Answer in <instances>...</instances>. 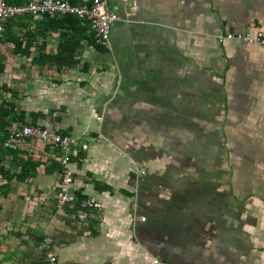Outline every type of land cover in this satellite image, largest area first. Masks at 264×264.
<instances>
[{
    "label": "crops",
    "instance_id": "obj_1",
    "mask_svg": "<svg viewBox=\"0 0 264 264\" xmlns=\"http://www.w3.org/2000/svg\"><path fill=\"white\" fill-rule=\"evenodd\" d=\"M104 1L119 18L108 49L85 25L41 18L16 31L18 68L0 56L11 124L68 135L72 189L101 209L71 226L54 203L60 152L28 140L16 158L39 165L7 183L3 217L40 233L58 264H264V49L217 40L264 36V0ZM69 45L77 63L58 65Z\"/></svg>",
    "mask_w": 264,
    "mask_h": 264
},
{
    "label": "built area",
    "instance_id": "obj_2",
    "mask_svg": "<svg viewBox=\"0 0 264 264\" xmlns=\"http://www.w3.org/2000/svg\"><path fill=\"white\" fill-rule=\"evenodd\" d=\"M74 16L88 22L94 43L102 48L110 47V29L118 16L111 11L104 0H81L80 4H71L68 0H27L24 4L10 3L0 0V37L10 20L31 17L38 20L44 17ZM219 42L233 40L248 45H257L264 49V36H252L249 33L218 34ZM9 135L3 141V147L11 151L23 148L28 140L52 145L60 152L59 178L54 192V203L57 211H66V218L71 226H84L93 212L101 209V205L88 197H80L74 193L73 172L70 168L74 153L72 139L38 125L14 122L8 128ZM143 174L144 171L141 170ZM143 221L144 218H141ZM44 251L46 264H58L56 256L47 243H43L40 252Z\"/></svg>",
    "mask_w": 264,
    "mask_h": 264
},
{
    "label": "trees",
    "instance_id": "obj_3",
    "mask_svg": "<svg viewBox=\"0 0 264 264\" xmlns=\"http://www.w3.org/2000/svg\"><path fill=\"white\" fill-rule=\"evenodd\" d=\"M10 3H15V4H24L27 0H7ZM69 3L71 4H80L81 0H68ZM43 20H48V21H53V23L55 24L54 26H52V28H57V27H61L63 25H66V22H72L75 23L76 25H85L88 27L89 29V25L88 22L82 19H79L77 17L74 16H70V15H66V16H60V17H44L42 18ZM32 19L31 17H24V18H18V19H13L10 20L5 28V31L3 32L2 39H5V43H9L8 45L11 46L12 50L11 52L13 53V55H17V54H28L27 53V47H23V42L22 39L17 36L16 31L18 30H22L24 29V31L26 30V28L29 26V23H31ZM91 37V42L93 43V45L95 47L101 48L100 46L96 45L94 43L92 34H90ZM0 37V40H2ZM28 46V45H27ZM70 46V50L67 51L69 52V57L67 58V60H65L64 58H62V60L57 59L56 63H58V65H66V66H71L76 64L77 62L74 61L71 57L73 54V45H69ZM77 46H75L74 44V49H76ZM65 50H67V46L62 43L60 45V49L58 51V54L63 56V54H65ZM72 59V60H71ZM3 70V65L0 63V72ZM9 107V108H8ZM12 110H13V106H11V104H0V180L1 178L6 180V184L4 186H0V196L1 193L7 188V183L12 180L15 179L17 181H23L25 180L28 176L34 174V170L36 169V167L39 165L38 161L33 160L30 157L25 158V160L22 159H17L16 158V151H11L9 149H5L3 147V141L8 137L9 132H8V128L11 125V119L10 120V116H12ZM19 119L22 121V117H19ZM19 121V122H21ZM17 122V121H16ZM25 124V123H24ZM65 135V134H62ZM10 153L12 155L13 158L17 159V164L19 165L20 169L18 173H14V174H10L9 170L5 169L3 166V161L6 157V155ZM60 171V170H59ZM4 189V190H3ZM77 195L78 198L80 197H84V196H80L79 194L75 193ZM1 208V205H0ZM36 233L34 232V230H28L27 235L29 237L35 238L36 236H34ZM19 237V234H16ZM43 236L39 234L38 237V244L41 245V242L43 240ZM39 245V246H40ZM41 254L36 260L31 261L29 264H46L45 261V256H44V251H41ZM28 255H26L27 257ZM28 259H31L30 256L28 257Z\"/></svg>",
    "mask_w": 264,
    "mask_h": 264
},
{
    "label": "rangeland",
    "instance_id": "obj_4",
    "mask_svg": "<svg viewBox=\"0 0 264 264\" xmlns=\"http://www.w3.org/2000/svg\"><path fill=\"white\" fill-rule=\"evenodd\" d=\"M2 39V38H1ZM11 46L7 44L1 43L0 40V56H6L5 62L8 64V69H10L11 65L15 70L18 68V65L13 61V57L11 56ZM13 61V62H12ZM10 66V67H9ZM4 76H0V86L3 84L12 85V79H10V83H7V78H3ZM28 206V210L26 212V216H36V211L38 210L36 206ZM3 212L0 208V264H29L31 261L36 260L41 254L40 247L38 244V234H35V238L29 237L27 235L28 230H32V228L27 227L29 225H24L21 221H11L7 217H3ZM39 232L42 230L39 226H36ZM61 230H65L61 228ZM19 234V237L16 235ZM40 234V233H39ZM40 245V246H39ZM26 255H28L26 257ZM30 256L31 259H28Z\"/></svg>",
    "mask_w": 264,
    "mask_h": 264
}]
</instances>
